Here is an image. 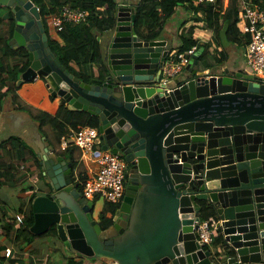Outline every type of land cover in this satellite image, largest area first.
I'll use <instances>...</instances> for the list:
<instances>
[{
    "label": "water",
    "instance_id": "1",
    "mask_svg": "<svg viewBox=\"0 0 264 264\" xmlns=\"http://www.w3.org/2000/svg\"><path fill=\"white\" fill-rule=\"evenodd\" d=\"M0 4L14 19L8 44L27 50L18 81L41 75L68 109L97 118L100 148L128 163L124 194L103 227L72 181L70 158L51 154L34 129L48 192L32 200L31 232L53 229L66 246L107 264H219L195 236L206 206L232 251L225 264H264V80L220 65L198 69L194 53L162 81L166 39L142 38L133 7L118 4L113 27L96 36L99 80L86 82L50 49L36 4Z\"/></svg>",
    "mask_w": 264,
    "mask_h": 264
},
{
    "label": "crops",
    "instance_id": "2",
    "mask_svg": "<svg viewBox=\"0 0 264 264\" xmlns=\"http://www.w3.org/2000/svg\"><path fill=\"white\" fill-rule=\"evenodd\" d=\"M116 1L117 6L118 4H127L133 7L134 10V6L141 0ZM190 14L186 9V3L178 4L175 12L163 25L159 38L166 39V47L169 48L167 56L172 50H176L179 41L178 33L192 26L194 27L192 32L194 39L199 43L209 42L208 51L213 58L218 57L219 53H222L220 56L221 61L212 65V68L215 69L214 71H217V66L220 65L219 67H227L232 72L237 70L247 72L248 68L244 61L243 38H237V41L236 38H232L230 41H222L220 39L222 42L218 43L211 38L210 32L205 29L202 15L197 13L198 19H194ZM9 16L10 7L0 4L1 32L5 30V24L2 21ZM106 31L104 30L101 36L105 35ZM48 34L50 38L57 39V34L49 24ZM15 60L17 59H13V61ZM201 63L197 62V68L202 67ZM71 64L77 68L74 63ZM4 68L5 60L0 52V71L4 70ZM18 78L15 82L7 81L6 86L11 88V93L6 94L0 101V144L3 143L0 146V155H5L6 167L8 168L7 170L0 167V264H107L99 258L86 257L66 246L56 236L53 229L39 234L35 233L33 237L27 240L15 237L14 229L22 219V216L28 215L29 211L32 213L31 204L33 198L40 194H46L48 188L43 182L41 169L38 170L33 159L22 160L18 147L11 151V143L6 141L10 136H18L23 140L24 145L21 146V151L22 156L25 158L30 155V149L36 153L38 152V147L33 140L34 129L42 136L45 144L49 145L50 152L53 155H65L70 158L63 153V150L72 147L73 159L75 160V165L71 170L72 181L75 167L78 172L85 176L94 174L98 167L94 158L88 155L79 158V148L77 146L71 145L61 148L59 138L55 132L47 125H43L38 129L37 123L28 115L29 113L27 112L29 110L33 114L39 111L52 115L56 114L58 106L64 102L61 97L50 94L41 75L36 76L32 80L18 81ZM91 200L93 201L92 216L100 222L101 211L108 202L98 195ZM105 215L108 216L109 211ZM219 246L211 245L209 248L212 253L216 251L217 254ZM6 248H10L8 255L5 254ZM220 253H223L225 257L222 259L223 254L216 255L219 259V264L221 261H224L225 264L227 250Z\"/></svg>",
    "mask_w": 264,
    "mask_h": 264
},
{
    "label": "trees",
    "instance_id": "3",
    "mask_svg": "<svg viewBox=\"0 0 264 264\" xmlns=\"http://www.w3.org/2000/svg\"><path fill=\"white\" fill-rule=\"evenodd\" d=\"M38 6L44 30L47 34L48 45L54 55L60 60L64 67L86 82H97L99 74L103 69L102 49L100 40L96 38L101 35L104 30H108L115 24L116 20V0H31ZM264 7V0H252ZM223 0H215L213 3L194 4L191 0H141L134 6V29L144 39L159 38L165 22L175 12L178 4H185L191 17L198 19L197 13L202 15L205 22V29L210 32L211 38L221 43L222 41H230L232 38H243L245 44L248 35L241 34L237 27L238 9L240 0H228L223 6ZM63 4L72 7H80L88 10L85 20L79 23L64 22L60 30L56 32L57 39H52L48 34V16L57 11ZM5 24L4 32L0 31V52L5 60V68L0 71V101L6 94L11 93V88L7 87V81L15 82L20 73L27 66V50L24 46L12 48L8 44V39L12 35L14 19L12 12L10 16L3 20ZM2 29V28H1ZM194 27L189 26L185 31L178 33L177 51H184L191 46L197 49V62L203 61L201 68L211 67L214 63L221 61L219 53L218 57L213 58L209 53V42L199 43L194 39L192 32ZM4 33V34H3ZM4 35V36H3ZM222 41H221V40ZM13 59H17L13 61ZM74 63L77 68L72 66ZM197 66V65H196ZM198 67V66H197ZM200 69V68H198ZM27 112V111H26ZM27 113L31 119L37 123L38 129L43 125L49 126L59 138L66 132L68 127L76 128L80 125L97 126V118L83 110L68 109L62 102L52 115L44 111L35 112L29 110ZM6 141L11 143V151L16 147L19 148L21 159H33L36 167L40 170V159L35 151L30 149L28 158L22 156L21 146L24 145L23 140L18 136H10ZM3 144V143H2ZM0 144V146L2 145ZM63 153L71 158L72 167L75 165L73 159V148L69 147L63 150ZM5 155H0V167H6ZM31 157V158H29ZM12 166V165H11ZM13 169V168H10ZM9 169V170H10ZM81 177L85 175L80 173ZM7 179V178H6ZM77 187L80 189L79 185ZM201 203L204 204L202 201ZM119 203L105 204L101 211L100 222L103 227L111 223V215ZM109 211V215L105 214ZM214 217L211 208L204 206L200 212V219ZM33 223V214L29 211L28 215L22 216V219L14 229L17 239L27 240L34 236L35 233L29 230V226ZM12 225V224H8ZM222 233L215 228L212 245L216 246L222 243ZM208 248V247H206ZM227 250L226 255L232 254L231 250ZM216 253V252H215ZM105 264V263H103Z\"/></svg>",
    "mask_w": 264,
    "mask_h": 264
},
{
    "label": "built area",
    "instance_id": "4",
    "mask_svg": "<svg viewBox=\"0 0 264 264\" xmlns=\"http://www.w3.org/2000/svg\"><path fill=\"white\" fill-rule=\"evenodd\" d=\"M194 4L213 3L215 0H191ZM88 10L80 7H72L68 4L60 6L56 12L50 14L47 24L56 33L63 26L64 22L79 23L85 20ZM199 14V13H198ZM237 27L241 34L248 35L244 44V61L248 72L264 80V7L252 0H240L238 9ZM196 53L195 46H191L180 52L172 50L161 66V80L164 81L178 74L186 64L188 58ZM61 148L74 145L79 148V158L88 155L96 161L98 167L90 176H80L76 167L73 172V182L80 187L81 195L86 199L100 196L104 201L112 204L119 203L125 190V173L128 163L120 153H113L109 149H101L96 126L80 125L76 128L69 127L66 132L59 136ZM95 151H98L95 154ZM195 229L197 241L203 246L212 245L215 235L216 219L208 217L199 219ZM217 252H224L229 243L223 239ZM10 248L5 249L8 255ZM216 252V251H215ZM214 253V252H213ZM217 260L216 254L214 255Z\"/></svg>",
    "mask_w": 264,
    "mask_h": 264
},
{
    "label": "rangeland",
    "instance_id": "5",
    "mask_svg": "<svg viewBox=\"0 0 264 264\" xmlns=\"http://www.w3.org/2000/svg\"><path fill=\"white\" fill-rule=\"evenodd\" d=\"M227 2H228V0H223L222 3H223V5H224V4H227ZM180 29H181V28H180ZM225 251H226V249H225ZM220 252H222V251H220ZM214 254H216V253H214ZM221 254H223V253H220V254L217 253L216 255H221ZM224 257H225V255L223 254V255H222V259H224ZM216 258H217V260H218V257H217V256H216ZM220 264H224V261H221Z\"/></svg>",
    "mask_w": 264,
    "mask_h": 264
},
{
    "label": "flooded vegetation",
    "instance_id": "6",
    "mask_svg": "<svg viewBox=\"0 0 264 264\" xmlns=\"http://www.w3.org/2000/svg\"><path fill=\"white\" fill-rule=\"evenodd\" d=\"M72 168H73V167H72V163H71V170H72ZM126 184H127V180L125 181V185H126Z\"/></svg>",
    "mask_w": 264,
    "mask_h": 264
},
{
    "label": "clouds",
    "instance_id": "7",
    "mask_svg": "<svg viewBox=\"0 0 264 264\" xmlns=\"http://www.w3.org/2000/svg\"><path fill=\"white\" fill-rule=\"evenodd\" d=\"M168 56H167V54H166V58H167ZM166 58H165V60H166ZM80 190V189H79Z\"/></svg>",
    "mask_w": 264,
    "mask_h": 264
}]
</instances>
